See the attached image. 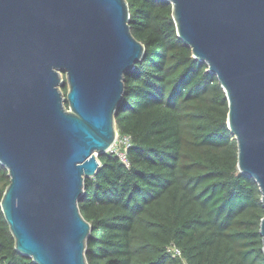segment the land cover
<instances>
[{"label":"water","instance_id":"obj_1","mask_svg":"<svg viewBox=\"0 0 264 264\" xmlns=\"http://www.w3.org/2000/svg\"><path fill=\"white\" fill-rule=\"evenodd\" d=\"M165 1L225 93L237 169L264 209V0ZM143 55L126 0H0V208L33 263L88 264L78 201L117 138L124 75ZM259 233L264 255V217Z\"/></svg>","mask_w":264,"mask_h":264},{"label":"trees","instance_id":"obj_2","mask_svg":"<svg viewBox=\"0 0 264 264\" xmlns=\"http://www.w3.org/2000/svg\"><path fill=\"white\" fill-rule=\"evenodd\" d=\"M126 1L131 34L144 46L114 115L118 138H129L128 166L107 151L84 180L87 263L264 264L260 190L237 169L216 75L177 36L170 3ZM8 183L0 164V199ZM0 264H35L14 249L1 208Z\"/></svg>","mask_w":264,"mask_h":264},{"label":"built area","instance_id":"obj_3","mask_svg":"<svg viewBox=\"0 0 264 264\" xmlns=\"http://www.w3.org/2000/svg\"><path fill=\"white\" fill-rule=\"evenodd\" d=\"M129 145V138L127 136L116 138L113 146L110 148L109 151H113L119 157L120 161L127 167L128 162L126 159V149ZM168 251L172 254L173 257H180L181 253L180 250L175 247V245H169Z\"/></svg>","mask_w":264,"mask_h":264},{"label":"rangeland","instance_id":"obj_4","mask_svg":"<svg viewBox=\"0 0 264 264\" xmlns=\"http://www.w3.org/2000/svg\"><path fill=\"white\" fill-rule=\"evenodd\" d=\"M67 87V86H66Z\"/></svg>","mask_w":264,"mask_h":264}]
</instances>
